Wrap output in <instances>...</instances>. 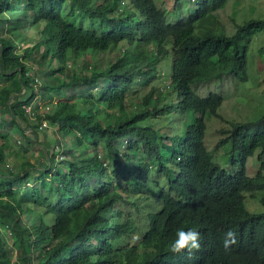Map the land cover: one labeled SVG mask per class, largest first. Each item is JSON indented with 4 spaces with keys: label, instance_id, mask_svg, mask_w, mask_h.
I'll list each match as a JSON object with an SVG mask.
<instances>
[{
    "label": "trees",
    "instance_id": "16d2710c",
    "mask_svg": "<svg viewBox=\"0 0 264 264\" xmlns=\"http://www.w3.org/2000/svg\"><path fill=\"white\" fill-rule=\"evenodd\" d=\"M228 1L0 0V264H264V210L246 206H264V109L204 139L224 96L203 85L246 81L264 31L228 29ZM19 120L54 135L10 166ZM189 227L201 247L172 252Z\"/></svg>",
    "mask_w": 264,
    "mask_h": 264
},
{
    "label": "rangeland",
    "instance_id": "374dc122",
    "mask_svg": "<svg viewBox=\"0 0 264 264\" xmlns=\"http://www.w3.org/2000/svg\"><path fill=\"white\" fill-rule=\"evenodd\" d=\"M218 17L221 22L226 24L228 29L232 30L236 24H241L246 19L264 18V0H229L224 7L218 11ZM39 28L40 26H33L30 32L36 33ZM248 52L250 55L248 56L246 81L236 82L225 80L218 85V87L214 85H203L206 89H219L224 96V101L218 111L222 118L209 116L206 120L207 128L205 130L204 139L209 149H211L220 138V130L222 128H228L229 125L227 122L253 119L264 109V31L251 40L248 44ZM110 57V55L103 56L101 59L102 64ZM77 67H80V64H77ZM164 70H166V67ZM4 84L5 83L0 81V88ZM36 101L38 102V99H36ZM39 107L40 110L36 112V114H41V112L48 109V105L40 100ZM6 117L8 118V115H6ZM19 122L21 123L22 130H24V135H21L16 128H10L7 124L4 127L6 131H10L12 134L11 140L13 146L7 150L9 156L6 160L10 166H15L19 161L27 158L34 161L36 156L42 159L39 152L43 147H51L48 137L54 135L48 125L47 127L45 126L39 129L37 133H33L23 120H19ZM24 136H28L30 139V142L26 145L23 144ZM23 145L25 148H21ZM12 149L17 150L19 155L11 154ZM26 149H28L27 153H25ZM221 153H223L222 149H218L215 152V161L222 166L231 167L232 163L223 160ZM256 156L257 154L248 158L246 163L247 171L252 176L259 166ZM43 158H45V156H43ZM37 165L39 166V163ZM246 206L250 211L254 212L264 210V206L258 200L248 199ZM10 254V264H16L15 252L11 250Z\"/></svg>",
    "mask_w": 264,
    "mask_h": 264
},
{
    "label": "clouds",
    "instance_id": "9594fccd",
    "mask_svg": "<svg viewBox=\"0 0 264 264\" xmlns=\"http://www.w3.org/2000/svg\"><path fill=\"white\" fill-rule=\"evenodd\" d=\"M235 239L234 232L228 229L224 233L223 244L227 246ZM201 247V234L194 228H177L174 232V236L170 241L169 248L174 253L187 250L199 249Z\"/></svg>",
    "mask_w": 264,
    "mask_h": 264
},
{
    "label": "built area",
    "instance_id": "2783aa9c",
    "mask_svg": "<svg viewBox=\"0 0 264 264\" xmlns=\"http://www.w3.org/2000/svg\"><path fill=\"white\" fill-rule=\"evenodd\" d=\"M25 109H26L27 112H29V108H28V107H26ZM44 125H45V124H44Z\"/></svg>",
    "mask_w": 264,
    "mask_h": 264
}]
</instances>
